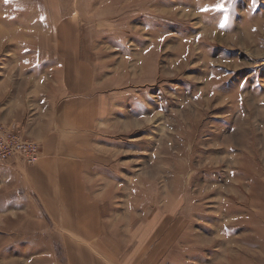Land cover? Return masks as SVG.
I'll return each mask as SVG.
<instances>
[{
    "label": "rangeland",
    "instance_id": "374dc122",
    "mask_svg": "<svg viewBox=\"0 0 264 264\" xmlns=\"http://www.w3.org/2000/svg\"><path fill=\"white\" fill-rule=\"evenodd\" d=\"M2 79L43 109L81 80L102 97L86 184L109 253L264 264V0H0ZM6 222L0 264H64L46 224Z\"/></svg>",
    "mask_w": 264,
    "mask_h": 264
},
{
    "label": "crops",
    "instance_id": "0c3cea01",
    "mask_svg": "<svg viewBox=\"0 0 264 264\" xmlns=\"http://www.w3.org/2000/svg\"><path fill=\"white\" fill-rule=\"evenodd\" d=\"M81 81L78 87L85 94H70L65 86L62 96L45 100L47 109L28 95L19 100L12 88L0 95V117L10 125L20 123L40 147V158L33 165L0 161V230H6L7 220L13 225L19 220L21 232L28 234L22 237L31 239L32 230L46 224L43 238L62 243L64 264H143L138 249L114 255L102 244L106 238H102L100 204L86 184L102 97L87 94L92 83Z\"/></svg>",
    "mask_w": 264,
    "mask_h": 264
},
{
    "label": "built area",
    "instance_id": "2783aa9c",
    "mask_svg": "<svg viewBox=\"0 0 264 264\" xmlns=\"http://www.w3.org/2000/svg\"><path fill=\"white\" fill-rule=\"evenodd\" d=\"M39 158L38 143L26 138L22 128L0 123V161H18L24 165H33Z\"/></svg>",
    "mask_w": 264,
    "mask_h": 264
},
{
    "label": "bare ground",
    "instance_id": "6f19581e",
    "mask_svg": "<svg viewBox=\"0 0 264 264\" xmlns=\"http://www.w3.org/2000/svg\"><path fill=\"white\" fill-rule=\"evenodd\" d=\"M208 30V29H207ZM251 32H249V30L248 29H246L245 30V35L243 36V40H245V42L248 40V41H251L249 38H248V36H249V34H250ZM241 43V42H240ZM253 44H254V42H253ZM252 46V45H251Z\"/></svg>",
    "mask_w": 264,
    "mask_h": 264
},
{
    "label": "snow or ice",
    "instance_id": "6c2138e0",
    "mask_svg": "<svg viewBox=\"0 0 264 264\" xmlns=\"http://www.w3.org/2000/svg\"><path fill=\"white\" fill-rule=\"evenodd\" d=\"M216 7H217V8H222L223 5H222V4H218V5H216ZM222 26H223V25H222Z\"/></svg>",
    "mask_w": 264,
    "mask_h": 264
}]
</instances>
